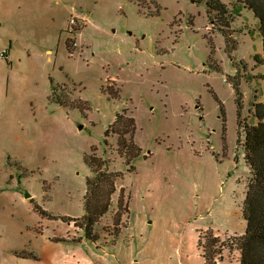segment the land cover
Returning a JSON list of instances; mask_svg holds the SVG:
<instances>
[{"label":"rangeland","instance_id":"1","mask_svg":"<svg viewBox=\"0 0 264 264\" xmlns=\"http://www.w3.org/2000/svg\"><path fill=\"white\" fill-rule=\"evenodd\" d=\"M200 1H9L18 41L14 59L0 58V264L14 252L29 260L47 225L81 241L92 149L126 174L95 227L97 245L82 246L94 264H241L253 179L246 133L264 103L261 24L244 4L221 0L231 59ZM124 110L143 151L133 173L117 152L118 127L105 136Z\"/></svg>","mask_w":264,"mask_h":264},{"label":"trees","instance_id":"2","mask_svg":"<svg viewBox=\"0 0 264 264\" xmlns=\"http://www.w3.org/2000/svg\"><path fill=\"white\" fill-rule=\"evenodd\" d=\"M195 4H201L202 1L192 0ZM207 6V17L213 28L219 25V31L222 33L226 42V53L233 59L235 48L232 45L231 20L229 18V9L221 0H204ZM237 3L244 4L254 13V17L261 24V36L264 49V0H235ZM207 38V37H206ZM211 43V56L215 53V44ZM234 43V42H233ZM264 53V50H263ZM8 54V53H7ZM8 57V55H6ZM255 61L264 67V55L257 54ZM214 72H222L220 68H212ZM236 93L238 104V125H241L240 118L243 110V93L239 84H232ZM56 90L54 91V94ZM118 96H113L118 98ZM58 102V101H57ZM58 104H61L58 102ZM256 118L259 120L257 126L249 128L246 133L245 159L250 166L253 175L243 208V219L247 224L246 234L240 239L241 264H264V103L255 105ZM128 111L116 115L115 122L107 129L105 136L108 137L113 130L118 127L114 133L119 136L118 154L126 161V166L130 173L136 171L135 162L143 156L141 146L136 141V133L139 130L137 121L134 117L128 115ZM107 145V140H105ZM109 160L97 155V150L92 149L91 155L86 156V164L90 167L92 176L86 179V195L84 196L85 215L82 217L81 228L85 229L86 237L89 241L96 242L94 234L96 225L100 219L110 212L112 206V197L118 192V182L126 180V174L123 171H110ZM119 208L126 211L129 207L130 195L127 196L125 188L120 189ZM127 204V208H125ZM38 213L41 216L53 218L52 215L40 209L37 206ZM121 221V214H117ZM61 220L80 223L79 220L63 217ZM20 257L19 253H16ZM29 259H37L30 255Z\"/></svg>","mask_w":264,"mask_h":264},{"label":"crops","instance_id":"3","mask_svg":"<svg viewBox=\"0 0 264 264\" xmlns=\"http://www.w3.org/2000/svg\"><path fill=\"white\" fill-rule=\"evenodd\" d=\"M9 1L11 0H0V52H2L0 55L7 52L8 57L5 58L7 61H9V59H14V43L17 40V34L14 29L18 26V24L14 22L12 15L10 16L7 11ZM61 224L69 226L70 222L62 220ZM58 228V226L54 227L52 231L49 230L51 229V226L47 225V228L43 227L40 233H38V231L36 232V241L38 243L34 251L28 253H34V256H36L37 259H29L25 261L16 255L18 252H14V255L11 257V264H85V262L88 264H94L88 254L83 251L82 246L85 245L86 242L96 245L97 243L89 241L87 237H84L86 234L80 242H76V240L71 239L66 228H60L61 230ZM50 232H54V236L59 240H54L50 235Z\"/></svg>","mask_w":264,"mask_h":264},{"label":"built area","instance_id":"4","mask_svg":"<svg viewBox=\"0 0 264 264\" xmlns=\"http://www.w3.org/2000/svg\"><path fill=\"white\" fill-rule=\"evenodd\" d=\"M73 22H75L74 20H73ZM7 52H5V53H3L2 55H0V58H7Z\"/></svg>","mask_w":264,"mask_h":264},{"label":"water","instance_id":"5","mask_svg":"<svg viewBox=\"0 0 264 264\" xmlns=\"http://www.w3.org/2000/svg\"><path fill=\"white\" fill-rule=\"evenodd\" d=\"M27 198H29V196L27 195Z\"/></svg>","mask_w":264,"mask_h":264}]
</instances>
